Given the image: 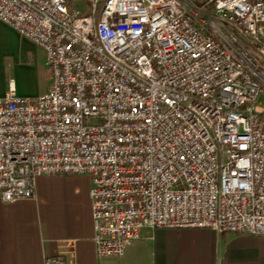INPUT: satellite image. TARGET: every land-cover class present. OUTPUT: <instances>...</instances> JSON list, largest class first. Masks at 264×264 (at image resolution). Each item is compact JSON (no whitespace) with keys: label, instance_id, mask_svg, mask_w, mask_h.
<instances>
[{"label":"built area","instance_id":"obj_1","mask_svg":"<svg viewBox=\"0 0 264 264\" xmlns=\"http://www.w3.org/2000/svg\"><path fill=\"white\" fill-rule=\"evenodd\" d=\"M0 20L50 68L0 96L4 202L87 174L99 256L144 227L264 237V0H0Z\"/></svg>","mask_w":264,"mask_h":264},{"label":"crops","instance_id":"obj_2","mask_svg":"<svg viewBox=\"0 0 264 264\" xmlns=\"http://www.w3.org/2000/svg\"><path fill=\"white\" fill-rule=\"evenodd\" d=\"M14 41L44 55L0 20V96L7 92L6 55ZM48 88L46 83L44 92ZM17 93L43 92H26L17 84ZM90 187L87 174L41 175L35 197L10 203L0 198V264H44L54 254H65L71 264H102L104 256L98 255L94 242ZM126 253L140 256L141 264H264V237L217 233L209 227H144Z\"/></svg>","mask_w":264,"mask_h":264},{"label":"rangeland","instance_id":"obj_3","mask_svg":"<svg viewBox=\"0 0 264 264\" xmlns=\"http://www.w3.org/2000/svg\"><path fill=\"white\" fill-rule=\"evenodd\" d=\"M82 5L83 3H79ZM7 52L6 68L7 81L14 80L16 84L22 85L26 92L35 93L46 89L47 78L50 68L39 48L30 47L25 42L14 41ZM8 87V85H7ZM258 103H264V94L258 98ZM127 249V248H126ZM102 264L113 262V264H141L142 259L136 255L125 252L119 256H104Z\"/></svg>","mask_w":264,"mask_h":264}]
</instances>
